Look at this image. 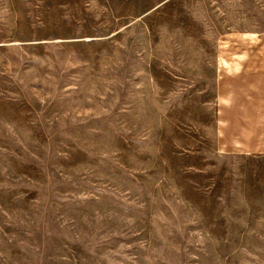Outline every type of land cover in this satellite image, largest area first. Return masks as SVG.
Returning a JSON list of instances; mask_svg holds the SVG:
<instances>
[{"label": "rangeland", "instance_id": "obj_1", "mask_svg": "<svg viewBox=\"0 0 264 264\" xmlns=\"http://www.w3.org/2000/svg\"><path fill=\"white\" fill-rule=\"evenodd\" d=\"M230 32L264 0H0V264H264V154L215 146Z\"/></svg>", "mask_w": 264, "mask_h": 264}, {"label": "crops", "instance_id": "obj_2", "mask_svg": "<svg viewBox=\"0 0 264 264\" xmlns=\"http://www.w3.org/2000/svg\"><path fill=\"white\" fill-rule=\"evenodd\" d=\"M214 138L224 154H264V33L217 41Z\"/></svg>", "mask_w": 264, "mask_h": 264}]
</instances>
